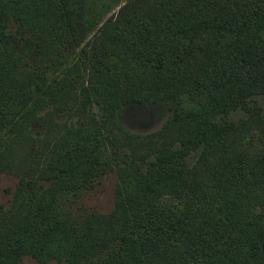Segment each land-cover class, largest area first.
<instances>
[{
	"label": "trees",
	"instance_id": "obj_1",
	"mask_svg": "<svg viewBox=\"0 0 264 264\" xmlns=\"http://www.w3.org/2000/svg\"><path fill=\"white\" fill-rule=\"evenodd\" d=\"M109 2L93 22L90 6ZM254 92L264 0H0V172L17 178L0 264H264V153L233 152L264 135V116L235 130L208 120ZM165 99L179 145L165 138L144 171L124 166L109 211L63 214L112 169L116 109Z\"/></svg>",
	"mask_w": 264,
	"mask_h": 264
},
{
	"label": "rangeland",
	"instance_id": "obj_2",
	"mask_svg": "<svg viewBox=\"0 0 264 264\" xmlns=\"http://www.w3.org/2000/svg\"><path fill=\"white\" fill-rule=\"evenodd\" d=\"M109 4V6L104 7L103 9L99 7L100 4L95 7L94 4L90 6L88 12L90 13L91 18H93V22L94 13L98 12L99 17L102 20L116 10L117 7L114 3L109 2ZM79 48L80 46L76 47L77 50ZM146 103L152 104L155 108L152 109L151 113H148L149 116L139 119H151L150 121L152 122L159 121L162 125L146 135L139 136L132 134L129 131L134 130L135 126L137 127V125H135L136 117H127V115H125L126 112L123 111L124 108L122 107L119 111L116 110L112 120L115 124L121 127L123 131L112 128L111 125H109L108 127L112 128V133L110 134L113 135L114 138L110 137L109 141L106 140L105 142L106 156H108L106 158L107 166L112 169L107 170L103 176L99 177L98 182L93 183L92 187L81 194L75 195L73 197L75 202L70 204L69 208L63 210V214L71 212L74 215H83L85 210H82L81 208L94 209L100 212L109 211L113 205L114 186L119 183V177L125 173V170H123L124 166L132 164L134 168L138 167L141 171H144L149 166L150 162L155 160L157 156V152L155 151L156 146L161 142L163 143L165 138H168L170 135L165 129V124L171 117V110L173 109L174 104L170 99L156 102L146 101ZM254 115L264 116V94L262 93L254 92L244 101L241 100L235 107L230 108L227 111L219 112L210 117L208 116V120L216 127H230L235 130L240 124L245 122L249 116ZM33 127L34 130L37 129V125H34ZM168 140L172 147L179 145V141L173 137H169ZM235 145L237 146V143ZM239 149L240 148L233 151L236 159L241 164H251L252 161L257 160L264 153V135L259 137L257 133L252 132L249 136L246 148L242 150ZM198 156L199 153L196 151H187L182 162L186 167H190L196 162ZM132 160H134L135 163H133ZM16 181L17 178L15 176L0 172V206L8 205L11 191ZM4 188L7 190H4ZM257 208L261 213H264V205L258 206ZM77 220L78 218L75 217L74 221L77 222ZM19 264L56 263L53 260L39 263L29 256H23Z\"/></svg>",
	"mask_w": 264,
	"mask_h": 264
},
{
	"label": "flooded vegetation",
	"instance_id": "obj_3",
	"mask_svg": "<svg viewBox=\"0 0 264 264\" xmlns=\"http://www.w3.org/2000/svg\"><path fill=\"white\" fill-rule=\"evenodd\" d=\"M121 107L124 108L123 111L126 112L125 115H127V117L129 118L136 117L135 125H137V127L135 126L134 130L129 131L132 134H136L139 136L146 135L158 129L162 125V123H160L159 121L152 122L150 121L151 119L150 120L149 119H139V118H145L149 116L148 113H151L152 109L155 108L152 106V104H147L146 102H143V103L131 102V103H127V104L120 106L116 110L119 111ZM171 115H172V112H171Z\"/></svg>",
	"mask_w": 264,
	"mask_h": 264
}]
</instances>
